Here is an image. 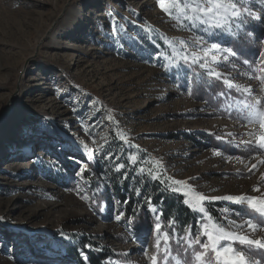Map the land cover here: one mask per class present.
I'll use <instances>...</instances> for the list:
<instances>
[{"label": "rangeland", "instance_id": "rangeland-1", "mask_svg": "<svg viewBox=\"0 0 264 264\" xmlns=\"http://www.w3.org/2000/svg\"><path fill=\"white\" fill-rule=\"evenodd\" d=\"M242 5L241 19L204 32L180 27L158 0H0V264H79L88 252L108 253L102 264H152L153 256L193 264L196 235L167 245L161 237L157 249V206H147V232L123 221L106 172L125 163L136 178L205 195L196 233L207 222L264 241L246 205L222 199L264 197V152L242 143L264 133L243 118L245 104L264 111V85L250 79L264 78V0ZM198 37L221 50L205 57ZM205 61L220 80L207 76ZM200 73L221 86L191 93ZM93 173L99 186L87 181ZM233 246L248 264H264V249Z\"/></svg>", "mask_w": 264, "mask_h": 264}, {"label": "snow or ice", "instance_id": "snow-or-ice-1", "mask_svg": "<svg viewBox=\"0 0 264 264\" xmlns=\"http://www.w3.org/2000/svg\"><path fill=\"white\" fill-rule=\"evenodd\" d=\"M160 8L170 17L175 18L180 21V27H188L192 25L193 27L197 25H205L202 29L204 32H209L211 29H223L225 25L230 24L233 20L241 19L242 12L239 10L242 5V0H158ZM244 12H248L251 15V12L248 8L243 9ZM259 19V18H258ZM183 21H187L185 24ZM195 43L200 44L204 43L206 48L204 50V55L207 57L212 52H219L221 46L212 43L210 46H207V43L204 41L203 37H198ZM226 52H230L233 56L236 55L231 49H223ZM184 63L187 65L189 63V57L187 55L182 56ZM200 59H203L201 57ZM212 63L219 65L221 62L218 60L216 55H211ZM199 60L196 56H193L191 63H198ZM245 64L249 63L247 60L244 61ZM201 68H206V74L209 77H214L217 80L221 79L222 74L215 72L213 69L207 66V61L204 64H200ZM264 71V68L261 69ZM259 79L261 84L264 85V78L256 77L253 75L250 79ZM228 85V87L235 88L236 91L252 95L254 90L251 85L247 87H241L239 85H234L231 82L223 81ZM264 90V88H262ZM223 93H221L222 95ZM259 103V102H257ZM245 108L249 109L247 115L243 118L248 120L249 123H255L258 121L260 129H264V111H260L256 108L255 105H244ZM111 119V117H109ZM250 136H253V133H249ZM243 144L250 146L252 150L258 152H264V133L256 137V143H253L252 140L242 141ZM87 147V145H85ZM219 155V153H217ZM132 162H136V156L133 155L130 157ZM237 160H240L241 157H236ZM264 163V161H260ZM125 167V165H118V170ZM256 168V164L252 165V169ZM252 169H249L251 171ZM143 171V170H141ZM151 174V173H150ZM153 178H157L153 176ZM177 185L184 184L183 181H173ZM254 191H259V188L253 189ZM173 192H178L179 189H171ZM184 199V204L191 208L193 211H199L204 213L205 209L203 207V202L207 197L201 193L191 191H184L181 193ZM191 197V202L189 200ZM222 199L234 201L242 206L246 205V212L253 218H258L260 225H264V197H246V196H224ZM155 211V210H153ZM160 215L158 214L156 219L157 223L155 224L156 232V247L160 249L161 237L165 242V245L168 244L170 239L169 233L161 231V223L159 222ZM119 219V216H117ZM170 226L174 221H170ZM235 223V222H233ZM247 226L251 230L257 229L258 225L252 222V219L247 221ZM237 228H243V224H237ZM191 235V232L189 233ZM206 237V242L201 243L200 237ZM228 243L225 244L224 242ZM239 245H247L246 251L251 253L253 249H264V241L262 240H252L245 235H240L237 232L226 230L224 227L219 226L215 223L208 224L207 222L200 225L198 232L196 233L195 238L189 243L188 247L191 248L193 244L199 245L200 250L194 251L192 254L193 264H248V261L245 259L243 251H239L236 247L233 246L235 243ZM145 254L147 250L145 249ZM165 251H168V248H165ZM152 264H156L157 257L153 256ZM177 264H180L177 261ZM185 264H188L185 261Z\"/></svg>", "mask_w": 264, "mask_h": 264}, {"label": "trees", "instance_id": "trees-1", "mask_svg": "<svg viewBox=\"0 0 264 264\" xmlns=\"http://www.w3.org/2000/svg\"><path fill=\"white\" fill-rule=\"evenodd\" d=\"M241 56L249 53V50H237ZM196 80V79H195ZM221 83L208 79L200 73V79L193 85L191 93L202 94L204 97L213 90H216ZM108 184L112 185V192L117 196L122 205L121 216L123 221L130 224L137 230L147 232L148 228H152L149 218L147 206L154 205L159 208L161 229L169 233L170 240L176 239L178 243L185 240L191 235H196V226L204 217L198 211H193L184 204V197L173 192L166 185L151 180L150 178H136L129 164L125 163V167L119 169L118 172L109 170L106 172ZM87 181L90 186H99L100 176L95 173L86 174ZM108 185H105L101 192L106 195ZM170 221L174 223L170 226ZM217 222V220H215ZM151 226V227H150ZM191 232V235L189 233ZM189 235V236H188ZM95 253L88 252L86 262L76 259L79 264H102L100 258L109 256L108 253H102V256H95Z\"/></svg>", "mask_w": 264, "mask_h": 264}, {"label": "bare ground", "instance_id": "bare-ground-1", "mask_svg": "<svg viewBox=\"0 0 264 264\" xmlns=\"http://www.w3.org/2000/svg\"><path fill=\"white\" fill-rule=\"evenodd\" d=\"M24 184H27V185L32 184V185H37V186H43L44 185V183H37V182H33V181L32 182L25 181Z\"/></svg>", "mask_w": 264, "mask_h": 264}]
</instances>
